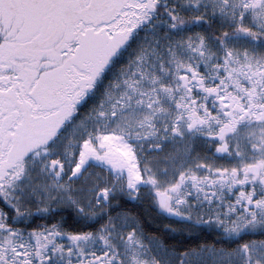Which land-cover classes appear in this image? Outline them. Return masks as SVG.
<instances>
[{
  "label": "snow or ice",
  "instance_id": "6c2138e0",
  "mask_svg": "<svg viewBox=\"0 0 264 264\" xmlns=\"http://www.w3.org/2000/svg\"><path fill=\"white\" fill-rule=\"evenodd\" d=\"M0 264H264V0H0Z\"/></svg>",
  "mask_w": 264,
  "mask_h": 264
}]
</instances>
